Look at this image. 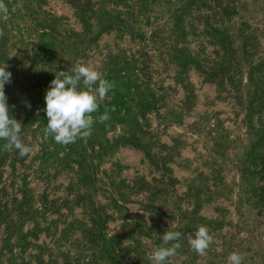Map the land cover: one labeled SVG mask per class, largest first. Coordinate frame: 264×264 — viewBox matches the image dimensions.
<instances>
[{"label": "rangeland", "instance_id": "374dc122", "mask_svg": "<svg viewBox=\"0 0 264 264\" xmlns=\"http://www.w3.org/2000/svg\"><path fill=\"white\" fill-rule=\"evenodd\" d=\"M96 1L130 27L102 31L93 39L104 15L93 20L92 32L84 33L67 0H2L9 14L0 20V41L12 73L6 96L17 98L14 119L31 152L24 157L11 152L1 167L6 216H0V264H152V224L162 234L181 233L176 241L181 249L165 264H229L233 252L241 254L242 264H264V208L247 202L241 192L240 169L251 141L246 122L249 64L242 59L241 37L233 42L239 65H233L232 82L220 78V71L213 81L194 66L181 73L174 58L183 47L209 71L218 57L203 26L210 0L180 14L184 37L170 15L179 0H137L135 11L117 5L114 9L121 13L111 10L110 0ZM224 1L231 19L223 25L234 33L242 28L257 43L254 58L264 57V0ZM215 18L219 20L212 17L209 23L220 24ZM77 63L94 67L111 83L98 104L101 110L109 103L106 121L112 117L113 126L106 122L101 132L94 125L86 140L64 145L45 136L44 96L54 72H70ZM115 107L120 110L112 113ZM91 116L95 123L97 113ZM136 129L145 151L112 147L113 137ZM144 181L156 192L150 200L147 190H137ZM118 189L124 191L118 202L123 207L115 208L111 198ZM82 193L110 215L100 247L81 233L87 217L75 202ZM149 201L157 207L153 220L141 210ZM125 215L142 229L129 231ZM74 220L79 222L69 228ZM201 225L212 241L202 255L188 243ZM117 236L120 247L132 248L112 263L111 238Z\"/></svg>", "mask_w": 264, "mask_h": 264}, {"label": "trees", "instance_id": "16d2710c", "mask_svg": "<svg viewBox=\"0 0 264 264\" xmlns=\"http://www.w3.org/2000/svg\"><path fill=\"white\" fill-rule=\"evenodd\" d=\"M69 4L74 9V15L78 19V21L83 26V32L84 33H90L92 32L91 27L93 20H99L102 15L105 16L103 19L104 25L101 27L100 31L97 32L92 38L95 39L98 37L99 33L102 31H110L112 29H126L130 27V24L126 22L124 19H121V15H111V11L109 8H102L100 6H97L96 0H67ZM113 4L112 9L117 7V5H122L123 7H131L133 11H135V7H137V0H134L133 3L126 4L124 3L125 0H110ZM200 0H179L180 4L179 7L175 9L174 11H170V15H172V19L175 21V26H177V29L182 31L183 37L185 36V27L183 24V19L181 18V13L185 10L187 11L192 6L199 7L197 4ZM204 0L203 2L205 3ZM229 4H225L224 0H217L216 2L214 0H210L209 3H207V9L206 11L208 14H206L205 17V23L203 26L205 27V31L213 38V44L215 46V53L218 55L216 59L211 61V65H209V71H207L204 68V65L194 58L189 51H185L183 47L178 48L174 51V58L176 61H178V66L182 72H185L187 68L189 69L191 66H194L195 69L204 71L208 78H210L213 81H216V72H221L220 78L222 76H227L231 79L234 75L233 65L238 67L239 62H237V58L235 55V49H234V38H237L238 36L242 39V59L243 61L247 62L249 64V69L247 71V103H246V118H247V129L248 133L251 137L249 149L246 154V159L244 161L243 166L240 169V179L242 181V188L241 192L244 193L243 198L246 199L247 202L253 203L255 206H259L261 208H264V57L260 56L257 58H254V56L257 53V43H253V38H251L250 35L246 34L242 28H238L237 30L239 33H234V31H230V27H226L223 25V22L225 20L230 21L231 17H229V12L227 11ZM116 13L121 11H115ZM226 14V15H225ZM219 17V20L221 21L220 24H213L209 23L210 19L212 17ZM224 16V17H223ZM226 18V19H225ZM217 19H214V22H219ZM51 28V27H50ZM49 29V28H48ZM50 30V29H49ZM253 43V44H251ZM9 62V57L6 54V49L4 47V44L0 41V66L6 65ZM237 69V68H236ZM9 71V69H8ZM115 85L117 82H113ZM9 84L5 85V94L6 91L9 90ZM9 92H7L8 94ZM236 94V98H239ZM16 96L12 95L9 100H7L10 115L15 118V110L17 109L16 104ZM25 99V98H24ZM241 99V98H240ZM46 106V105H45ZM100 110V108H99ZM112 110V109H111ZM111 110L109 108V103L105 104L104 108L100 111L93 112L94 114L97 113V121L92 125H96L95 127L100 129L102 132L104 125L106 122H111V126H113V119L111 117V121H101L100 116H102L104 113L111 114ZM120 107H115V109L112 111V113L119 112ZM125 111L128 113L133 114V110L130 108H125ZM98 112H101L98 113ZM43 116L46 117V113L43 114ZM27 121V119H26ZM99 123V124H97ZM134 125H138V122L134 123ZM138 132H141L140 130L136 129L133 131H123L121 134L116 135L113 137L114 145L112 144V147H117L119 145H132L133 147L143 150H146V145L142 143L140 136L138 135ZM96 136L97 134L94 133ZM82 141V140H81ZM4 141H0V181L2 177V170L1 167L6 163L8 160L11 152L13 156L18 153V150L12 149V150H4L2 145L4 144ZM102 147V143H99V149ZM148 152V151H147ZM149 154V153H147ZM16 159H12V164L15 162ZM136 185V184H134ZM143 186L142 189L137 188L138 191H144L147 190L148 193V199L150 200V197L152 198L156 192L152 190V186L150 182L144 181L143 183H140L138 187ZM127 187L132 190L133 186ZM3 188L0 187V216L3 215L6 216L5 212V202L3 203V194H2ZM124 191L121 189H118V191H115L113 194V197L111 198V203L115 206V208L123 207L118 202L119 200H122ZM87 195L85 193L79 194L78 199L75 202L79 207H81L87 217L86 222H81L82 226L81 233H83L84 236H87L89 238V242H91L94 246L100 247L103 243V233H104V227L110 218V215L107 214L103 208H101L99 205H96L95 201L91 199V197H88L86 199ZM81 201V202H80ZM154 203L152 201L147 202L141 210L144 212L149 213V219H154L155 210L157 207H155ZM193 211L194 207H193ZM193 211L191 213H193ZM136 217H138V213L136 214ZM124 218H128L129 222L126 223V226L129 228V231L131 232H137V229H142L141 225H134L135 218L130 219L125 215ZM73 223L69 224V228L75 227V222H79L78 220L72 221ZM145 225V223H144ZM36 229H38V225L35 226ZM148 230L150 232H153L149 234V237L153 239V242L157 247H172L176 243V241L169 242L167 245L163 242V234L161 232V228H158L156 230V225L149 226ZM156 230V231H155ZM153 234V235H152ZM122 236V235H120ZM84 238V237H83ZM120 237H113L111 238V261L112 263H116L117 256L122 255L124 256L126 253L130 252L131 246H125L120 247ZM135 243H139L136 238H134ZM88 241V240H87ZM182 245L177 247L176 249H181ZM42 254L38 256V258L41 259ZM136 258V257H135ZM42 260V259H41ZM140 260L139 257L136 258V261ZM21 264H31L30 261H22Z\"/></svg>", "mask_w": 264, "mask_h": 264}, {"label": "clouds", "instance_id": "9594fccd", "mask_svg": "<svg viewBox=\"0 0 264 264\" xmlns=\"http://www.w3.org/2000/svg\"><path fill=\"white\" fill-rule=\"evenodd\" d=\"M9 9L0 0V20H7ZM12 73L8 65L0 66V141L4 150L16 149L21 157L27 156L31 148L26 146L21 138V123L10 115L5 85L11 82ZM95 86V91H92ZM111 83L103 78L102 73L92 66L77 63L70 72L55 71L54 79L50 81L45 93L44 111L47 117L45 136H51L57 143L68 145L91 135L94 123L91 114L99 108L98 99L103 100L111 90ZM109 119L108 113L100 116V120ZM181 233L167 231L163 233V242L179 241ZM211 236L206 226H199L188 239L192 250L204 254L211 244ZM179 244L172 247H157L153 250L150 260L152 264H165L166 260L175 254ZM229 264H242V256L233 252L228 257Z\"/></svg>", "mask_w": 264, "mask_h": 264}]
</instances>
